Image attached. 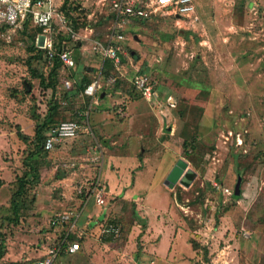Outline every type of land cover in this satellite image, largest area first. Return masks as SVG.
Returning a JSON list of instances; mask_svg holds the SVG:
<instances>
[{
  "label": "rangeland",
  "instance_id": "rangeland-1",
  "mask_svg": "<svg viewBox=\"0 0 264 264\" xmlns=\"http://www.w3.org/2000/svg\"><path fill=\"white\" fill-rule=\"evenodd\" d=\"M113 1L68 0L67 11L79 26L74 29L77 39L65 41L81 46L75 51L79 76L92 83L101 75L103 88L97 97L119 87L140 104L143 96L132 80L138 72L147 75L160 95L156 112L164 117V110L171 118L159 123L153 114L134 131L148 136L151 146L145 148L157 156L175 157L171 165L185 160L195 177L191 185L178 183L169 190V208L167 190L156 189L164 187L159 176L147 172L143 177L154 181L152 205L161 201L166 207L152 214L153 223L159 224L156 232L164 230L170 240L167 256L147 255L140 228L134 225L137 205L109 193L106 208H101L121 227L119 237L100 241L101 221L93 226L81 221L75 229L82 238L81 252L59 256L54 264H264V5L257 7L254 0H195V22L161 14L135 22L124 28L126 40L119 43L125 65L119 72L107 63L100 74L102 62L89 49L91 40L110 35ZM58 31L53 41H58ZM42 34L28 24L10 40L0 37V245L3 241L6 249L0 264H33L61 241L71 225L53 228L51 219L82 206L79 191L94 176L105 131L120 137L109 129L116 124H106L102 117L121 122L130 101L113 95L100 108L91 106L90 98L62 84L68 77L63 68L57 71L53 96L41 86L40 78L47 83L53 69L38 45ZM90 67L92 72L87 71ZM54 101L60 108L54 119L59 121L91 107L92 132L83 129L52 152L38 151L36 127ZM148 109L142 104V111ZM240 179L241 195L236 198ZM21 181L25 194L16 217L12 200ZM150 239V246L162 245L155 236Z\"/></svg>",
  "mask_w": 264,
  "mask_h": 264
},
{
  "label": "built area",
  "instance_id": "built-area-1",
  "mask_svg": "<svg viewBox=\"0 0 264 264\" xmlns=\"http://www.w3.org/2000/svg\"><path fill=\"white\" fill-rule=\"evenodd\" d=\"M112 10V28L111 33L105 40H91L89 51L99 58L102 62L100 74L103 73L107 61L111 62L113 67L120 72L121 67L125 65L123 49L119 43L125 41L123 35L124 28L139 21H149L158 13H169L179 17L182 21H197L195 0H114L111 3ZM26 24H32L40 29L43 34L38 39V45L41 50L46 51L50 62L57 55L67 70L76 68L74 52L68 45H63L62 50L56 53L54 50V41L52 35L57 30V26L74 39H77L75 30L71 27L69 19L61 13L56 0H0V37L10 40L15 34L24 30ZM90 40V38H86ZM85 50V48H83ZM101 75L90 83L84 95L92 100L97 99L100 90L103 88ZM133 84L140 94L148 100H160L158 92L148 76L139 72L133 78ZM112 82H115L113 80ZM66 89L71 90L74 81L70 79L63 80ZM171 100V99H169ZM85 123L83 126L75 120L62 121L58 126L52 129L44 142V149L51 151L61 147L65 142L77 138L83 129L86 132H92L91 111L79 114ZM80 189V194L85 195V201L82 206L75 211H68L56 214L51 219L50 225L58 228L60 225H71L69 230L63 234L61 241L54 245L48 251V257L40 259L33 264H54L56 259L62 254H74L81 251L80 242L76 239L75 229L81 223L82 214L86 206L94 201L99 207L106 206V196L108 189L100 178L88 181ZM107 217V216H106ZM101 221L100 241H111L119 237L121 227L118 224L109 223L107 218ZM89 226V225H87Z\"/></svg>",
  "mask_w": 264,
  "mask_h": 264
},
{
  "label": "crops",
  "instance_id": "crops-1",
  "mask_svg": "<svg viewBox=\"0 0 264 264\" xmlns=\"http://www.w3.org/2000/svg\"><path fill=\"white\" fill-rule=\"evenodd\" d=\"M253 2L254 5L257 7L259 6V4L262 6L264 5V0H254ZM158 14L165 15L168 17H175L178 21H182L179 19V17L170 15L169 13ZM133 55L137 58L135 54ZM123 56L124 58H126L125 55ZM89 69H91V67L88 68V71ZM113 95H120L121 97L124 96L130 100L129 103L126 105V111H124L122 115L125 116L126 119L122 120L119 118L118 121L121 122H111V119L102 117V120L107 122L106 124H116L113 127H109V129L116 131V133H118V136L120 137H113V135L109 136L110 133L107 130L105 131L108 136L106 137L107 139L105 138L103 146L98 143L100 146H102L99 157H96V159L99 160V163L96 164L97 166H95V171L93 172L92 170V173H94L93 178L87 179V182L95 178H100L102 183L106 185L109 193L116 194L117 196H119V198H121V200H124L125 202H132L134 205H137V207H135V211L136 214L140 217L141 221L139 222L135 218L134 223L136 224L134 225H136L137 228H140V233H142L141 240H143L144 242L142 245L145 246V252H147V255L167 256L170 251V240L166 241L164 230H160V233L156 232V227L159 226V224L156 225L153 223L154 214L152 213H155L154 211L156 210H163L166 207H171L170 205L172 204V199L171 194L169 192L170 189L166 187L164 183L170 171L176 165H171L172 160H174L175 157H172V155L169 154L163 158L161 154L160 156L154 154L153 149L145 148L151 146V140L148 138L147 135L135 132L134 126H136L137 124H139L138 126H140L141 123L146 122V120L153 114L158 118L159 123L163 122L165 118L170 120L171 117L170 115H167L168 113L165 114L164 110H160V113H162L164 117H160L159 114L156 112V110L160 108V106L158 105L160 104L159 100H148L147 98L143 97V99L146 100L147 103H145L143 99H141V103L139 104L137 100L133 101L131 99V96L125 93L121 88L115 87L111 93L104 92L95 100H92L90 98L91 106L96 105L98 106V108H100V102H104L106 99H109V97ZM117 100L119 99L116 98V101ZM142 104L144 106L147 105L149 109L147 111H142ZM166 109L169 112L171 110L169 108ZM89 110H91V107L89 108ZM120 111L121 109H119V112ZM98 120L99 122L102 121L101 119ZM94 134L95 132H93L92 135ZM96 140L99 141L98 139ZM163 147L168 149L165 143L163 144ZM147 172H151V175L153 174V177L157 178V176H159V178L161 179V185L163 184L164 187H162V189H156L160 190V192L162 193L164 192L163 188L167 190L166 197L168 202L166 204V207H164L161 201H159L160 203L157 206L152 205V193L155 190L152 187L154 181H152V178L149 179V177H147V179H143ZM84 201L85 195L83 202ZM83 202H81L80 204H82ZM97 207L98 206L95 205L94 201L88 204L84 209L81 221H85V224L88 223L87 225L93 226L95 222L102 221L105 218L106 214L108 216L110 215L109 213L105 212L106 209L104 208H106V206H104V208ZM75 210L76 209H74L73 211ZM100 211L101 213L99 215L96 214L98 216L95 217V213ZM93 218L94 220L96 219V221H93ZM143 220L145 222H143ZM152 236H155L154 241L159 240L161 242L162 245L160 244V247H157L155 244H153V246H150L151 244H149V240H151L150 238ZM86 245H90L92 247V244H90L89 241L88 243L86 242ZM79 252L81 251H78L74 254L66 255H76Z\"/></svg>",
  "mask_w": 264,
  "mask_h": 264
},
{
  "label": "trees",
  "instance_id": "trees-1",
  "mask_svg": "<svg viewBox=\"0 0 264 264\" xmlns=\"http://www.w3.org/2000/svg\"><path fill=\"white\" fill-rule=\"evenodd\" d=\"M56 4H57V2H56ZM57 6H58L59 10L61 11V13L63 15H65L69 19L71 27L73 29H76L77 30L78 29V26H79L77 19L75 17L71 16L68 13V11H67L68 0H65L63 2V4H57ZM111 16H112V14H111ZM139 22H144V21H139ZM27 25L28 24H26L25 27ZM57 30H59L58 31V37H56V40H58V41H54V50L56 51V53H59L62 50L63 45H67L65 39H69L68 37H70V36L67 34V32L63 31L58 26H57ZM59 39H64V41H60ZM69 47L73 50V52H74V58H75L76 63H77L78 62V58H76L75 51L77 49H80L81 46L78 45V44H75L74 46L72 45V46H69ZM44 53L46 54V51H44ZM107 63L110 64L113 67V65H112L111 62L107 61L105 65H107ZM51 64L53 65V69H52V72L50 73V77L48 78V82L46 83V81H45V79L43 77H41L40 80H41V86H45L46 89H51L53 91L52 92L53 93V96L55 94L56 87H57L58 82H59V76H58L57 71L59 69H61V68H63V71L64 72H67V74H68L67 75L68 77H66L64 79H70V80L74 81V86H73V88L71 90H69L70 92L73 91V92H77V93H84L86 87L91 83V81L86 76H82V75L79 76V73H78L79 72V70H78V64L76 65V68L74 70H67L64 67V64L62 63V61L60 60V58L57 55L52 60ZM87 71H88V69H87ZM64 79H62V84L63 85H64V83H63V80ZM115 88H119V87H115ZM70 92H68V93H70ZM87 98H89V97H87ZM86 107H85V109H86ZM59 109L60 108H59V105H58L57 101H54L53 102V106L50 108L48 114L44 117L43 121L41 123H38V125L36 127V135H35V139H34L35 142L37 143L38 151H41L42 150L43 152H52V151L56 150V149H54V150H51V151H46L44 149V142L47 139V137L49 136L50 131L52 129L56 128L58 126V124H60L62 122V121H59L56 118L54 119V117L57 114V111H59ZM85 109H80L81 111H77V113H74V115L71 117L70 120H75L80 125L83 126L85 124L83 122V118L84 117L83 116L80 117L79 114L82 113V112H86V111L89 110V109H87L86 111H84ZM80 133H81V131L79 132V134ZM79 134H78V136H79ZM184 146H186V141H184L183 148H184ZM33 156L34 155H32L31 158H33ZM194 177H195V174L194 173H192V172L186 173L182 184L185 185V186L191 185ZM22 181H21V185L19 186V188L15 192V195H14L13 200H12V210H13V213L16 215V217H18V213H19L18 212V204L22 203L23 195L25 194V186L22 183ZM2 183L3 182L0 179V187L2 186ZM81 196L84 199V193ZM236 198H238V197H236ZM134 217L139 222L141 221L140 217L136 214V212H134ZM106 218H107V221L109 223L118 224L117 221L111 220L110 219V216H108ZM78 239H79L78 241H81L82 240L81 237L78 238ZM5 250H6L5 249V245H4L3 241H2V243L0 245V260L4 257L5 252H6ZM62 255H66V254L62 253L60 256H62ZM41 259H44V258H41ZM9 264H22V263H17V262L14 263L13 262V263H9Z\"/></svg>",
  "mask_w": 264,
  "mask_h": 264
},
{
  "label": "water",
  "instance_id": "water-1",
  "mask_svg": "<svg viewBox=\"0 0 264 264\" xmlns=\"http://www.w3.org/2000/svg\"><path fill=\"white\" fill-rule=\"evenodd\" d=\"M94 69H89V71H93ZM188 163L180 159L177 161L176 165L173 167V169L170 171L169 175L167 176L165 180V185L169 189H174L175 186L178 183H182L184 180V177L186 173L191 172L189 169ZM241 180L238 181L237 186H236V191H235V196L239 197L241 195Z\"/></svg>",
  "mask_w": 264,
  "mask_h": 264
}]
</instances>
